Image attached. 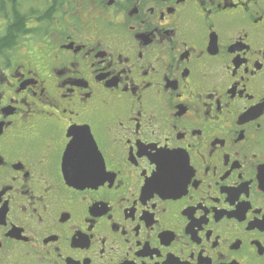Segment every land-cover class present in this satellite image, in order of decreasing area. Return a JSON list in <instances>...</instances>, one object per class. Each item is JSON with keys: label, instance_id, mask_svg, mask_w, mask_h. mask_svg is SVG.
<instances>
[{"label": "flooded vegetation", "instance_id": "af4514ba", "mask_svg": "<svg viewBox=\"0 0 264 264\" xmlns=\"http://www.w3.org/2000/svg\"><path fill=\"white\" fill-rule=\"evenodd\" d=\"M0 264H264V0H0Z\"/></svg>", "mask_w": 264, "mask_h": 264}, {"label": "snow or ice", "instance_id": "6c2138e0", "mask_svg": "<svg viewBox=\"0 0 264 264\" xmlns=\"http://www.w3.org/2000/svg\"><path fill=\"white\" fill-rule=\"evenodd\" d=\"M34 55L39 59L45 53L38 46ZM98 147L95 137L90 134V128L75 129L63 158L65 170H74L85 178L98 179L100 183L105 179H111L108 175L110 169Z\"/></svg>", "mask_w": 264, "mask_h": 264}, {"label": "water", "instance_id": "95a60500", "mask_svg": "<svg viewBox=\"0 0 264 264\" xmlns=\"http://www.w3.org/2000/svg\"><path fill=\"white\" fill-rule=\"evenodd\" d=\"M75 182H76V180H75ZM77 182H79V181H77Z\"/></svg>", "mask_w": 264, "mask_h": 264}]
</instances>
